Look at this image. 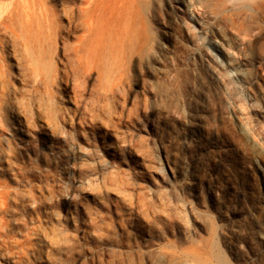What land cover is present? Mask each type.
<instances>
[{
	"label": "rangeland",
	"instance_id": "rangeland-1",
	"mask_svg": "<svg viewBox=\"0 0 264 264\" xmlns=\"http://www.w3.org/2000/svg\"><path fill=\"white\" fill-rule=\"evenodd\" d=\"M177 1L131 0L83 107L3 50L0 264H264V0Z\"/></svg>",
	"mask_w": 264,
	"mask_h": 264
},
{
	"label": "bare ground",
	"instance_id": "bare-ground-1",
	"mask_svg": "<svg viewBox=\"0 0 264 264\" xmlns=\"http://www.w3.org/2000/svg\"><path fill=\"white\" fill-rule=\"evenodd\" d=\"M45 1L11 0L9 4H4V0H0V61L7 46L11 48L10 56H15L18 48H22L24 56L18 58L19 67L26 75L33 76L35 91L43 85L45 95L50 96L48 87L57 83L58 79V82L71 85L72 94L68 96V101L83 107L87 79L93 71L97 81L102 78V60L109 54L115 55L122 46L120 38L132 31V2L56 0L60 9L51 10L46 7ZM177 2L182 13L191 12L189 1ZM61 19L66 21L65 26L60 23ZM63 34L75 39V42L68 44L61 38ZM57 38L62 41L60 50L64 62H56L61 69H57L53 62L57 48L52 47L56 46ZM1 68L0 65V75ZM47 100L50 98L47 97ZM262 105L264 107V101ZM261 157L264 160V153Z\"/></svg>",
	"mask_w": 264,
	"mask_h": 264
}]
</instances>
